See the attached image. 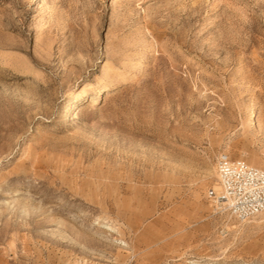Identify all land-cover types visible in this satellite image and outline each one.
Returning <instances> with one entry per match:
<instances>
[{
  "label": "rangeland",
  "instance_id": "374dc122",
  "mask_svg": "<svg viewBox=\"0 0 264 264\" xmlns=\"http://www.w3.org/2000/svg\"><path fill=\"white\" fill-rule=\"evenodd\" d=\"M222 152L264 165V0H0V264H264Z\"/></svg>",
  "mask_w": 264,
  "mask_h": 264
},
{
  "label": "built area",
  "instance_id": "2783aa9c",
  "mask_svg": "<svg viewBox=\"0 0 264 264\" xmlns=\"http://www.w3.org/2000/svg\"><path fill=\"white\" fill-rule=\"evenodd\" d=\"M217 188L207 190V198L238 220L264 211V165L254 166L222 152L216 159Z\"/></svg>",
  "mask_w": 264,
  "mask_h": 264
},
{
  "label": "bare ground",
  "instance_id": "6f19581e",
  "mask_svg": "<svg viewBox=\"0 0 264 264\" xmlns=\"http://www.w3.org/2000/svg\"><path fill=\"white\" fill-rule=\"evenodd\" d=\"M107 86V85H106ZM104 89V88H103ZM215 173H216V166H215ZM216 188H217V186H216Z\"/></svg>",
  "mask_w": 264,
  "mask_h": 264
}]
</instances>
